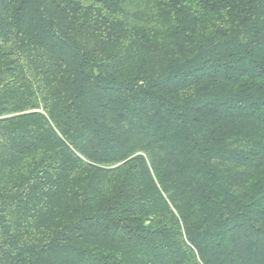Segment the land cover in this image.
I'll use <instances>...</instances> for the list:
<instances>
[{
    "label": "trees",
    "instance_id": "1",
    "mask_svg": "<svg viewBox=\"0 0 264 264\" xmlns=\"http://www.w3.org/2000/svg\"><path fill=\"white\" fill-rule=\"evenodd\" d=\"M0 264H264V0H0Z\"/></svg>",
    "mask_w": 264,
    "mask_h": 264
}]
</instances>
